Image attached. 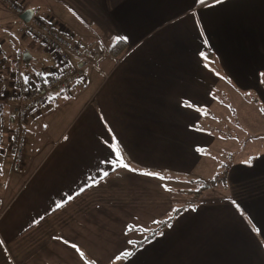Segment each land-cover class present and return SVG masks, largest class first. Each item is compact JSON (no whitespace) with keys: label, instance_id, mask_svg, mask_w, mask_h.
Segmentation results:
<instances>
[{"label":"crops","instance_id":"obj_1","mask_svg":"<svg viewBox=\"0 0 264 264\" xmlns=\"http://www.w3.org/2000/svg\"><path fill=\"white\" fill-rule=\"evenodd\" d=\"M18 4L33 18L57 20L46 23L81 48L100 43L106 53L85 66L74 60L83 78L65 97L81 87L72 117L48 125L40 112L47 103L29 114L31 155L9 179L7 121L0 131V264H263L264 156L243 159L238 154L249 151L235 148L233 137L242 111L264 113V0ZM20 20L24 59L41 45L55 61L44 74L20 75L21 54L15 58L0 33V51L12 61L1 84L18 79L29 89L60 67ZM117 40L125 50L113 56ZM113 137L135 171L101 163L115 159ZM210 162L223 172L228 198L197 176ZM125 250L134 254L117 260Z\"/></svg>","mask_w":264,"mask_h":264},{"label":"built area","instance_id":"obj_2","mask_svg":"<svg viewBox=\"0 0 264 264\" xmlns=\"http://www.w3.org/2000/svg\"><path fill=\"white\" fill-rule=\"evenodd\" d=\"M7 9L16 15L23 12V8L15 0H2ZM26 33L37 37L57 56L61 66L68 67L56 73L46 84H39L36 88L22 90V83L18 79H13L9 88H3L1 84V69L4 65V59L0 54V111L9 105L14 112V121L12 122L8 136V153L12 159V168L20 171L26 156V122L30 113L41 106L44 102V94L47 88L62 89L71 81L83 74L80 66L72 63V57H79L84 64H91L98 61L106 53L100 44H92L85 48H79L72 44L57 29L50 26L41 19L31 18L24 25ZM20 56V54H17Z\"/></svg>","mask_w":264,"mask_h":264},{"label":"rangeland","instance_id":"obj_3","mask_svg":"<svg viewBox=\"0 0 264 264\" xmlns=\"http://www.w3.org/2000/svg\"><path fill=\"white\" fill-rule=\"evenodd\" d=\"M18 3H23L26 2V0H18ZM36 0H32V4L36 5ZM34 18H38V15L36 14L34 16ZM57 20H53L52 17L49 16L48 20L46 22L50 23V25H53L51 23H55ZM60 24V23H59ZM22 21L20 20V18L18 17V15L14 14L12 11L8 10L3 4L2 7H0V33L2 35V37L8 41L7 47L11 48V53L13 55V53H15L14 57L16 58V53L17 51L20 52L21 54V58L20 61L17 63V67L19 70V74L22 76L27 75L29 72H31L32 70H37L44 74L45 71L44 67H51L49 65H54L55 61L54 58L50 55H46L44 52L41 53L40 50H42V46L38 45V51L35 52V57L33 59L30 60H25L23 57V53H25L24 50V46L23 44L20 42V37H21V33H22ZM64 35V34H63ZM11 38H15V46H12L9 42L11 40ZM67 38H69V36L67 35ZM5 51H0L1 56H3V53ZM5 58H6V63L10 64L12 61L10 60L11 57L7 56V54H5ZM13 58V56H12ZM48 72V71H47ZM86 84L84 83L85 86ZM81 88V87H80ZM79 87H76V89H72V91H78L80 89ZM75 93H73L70 97H68L67 99H65V97L68 96V92L65 93V95L60 96L59 99L57 100H49L47 101L45 104H43L42 106H44L42 108V110L40 112H42V114H45V117L48 118L47 120V124L48 125H54L55 121H54V117H58L59 121L58 122H62L63 118L69 117V116H73L78 109V105H80V100H76V95ZM75 96V101H72L71 103H69L68 101L71 100L73 97ZM68 102V103H67ZM41 106V107H42ZM70 109V110H69ZM239 118L241 120V123L244 125V127H246L247 131V135L248 137H246L242 130V124L239 123L238 129H235L234 132V137L233 139L236 140V147L235 148H242L243 146H246L247 148H245L247 151V153H239L238 155H241V157L243 159H245L246 155L249 154V157L246 159L247 161H254L255 159H258L261 156L255 157V153H262L264 156V135L262 136H257V132L259 130H263L264 127V113L260 112L257 110V108L254 106H251V108H249L246 111H242L239 115ZM236 128V125H235ZM255 136V137H254ZM27 151H26V155L29 156L31 155V148L33 146V144L28 143L27 145ZM45 148V147H44ZM215 164V163H214ZM261 169H264V167H262ZM19 173H16L15 171L8 168L7 170V177L6 179H9L11 176H15ZM216 174V177L219 178L218 182L215 183V180L213 181L212 175ZM198 177H203L204 179H206L209 182H213V186L215 189L214 193L216 196L220 197V198H228V196L231 195L230 191H229V186L225 183H223V181L221 180L222 176H223V172L220 170V168L217 167H213V162H210L209 164L201 167L198 170L197 173ZM204 180V181H206ZM226 182V179H224ZM172 181V180H171ZM206 184V183H205ZM205 184L203 185V187L205 186ZM201 186V184L199 182L196 183V186H194L195 188H199ZM183 187H185L183 185ZM207 194H211V190L210 191H206ZM232 200V199H231ZM226 201V200H225ZM232 258V257H231ZM233 259V258H232ZM258 261L259 258H258ZM235 264V263H234ZM264 264V263H263Z\"/></svg>","mask_w":264,"mask_h":264},{"label":"trees","instance_id":"obj_4","mask_svg":"<svg viewBox=\"0 0 264 264\" xmlns=\"http://www.w3.org/2000/svg\"><path fill=\"white\" fill-rule=\"evenodd\" d=\"M1 2H2V0H1ZM2 4L4 5V3L2 2ZM5 6V5H4ZM6 7V6H5ZM9 10V9H8ZM67 40H69L68 38H66ZM69 41H71V43L72 44H76V45H78V47L79 48H81L80 47V45L78 44V43H75V42H73L72 40H69ZM92 44H100V43H90V44H88V45H86L85 47H87V46H89V45H92ZM45 45V44H44ZM100 45H102V44H100ZM103 46V45H102ZM84 47V48H85ZM104 48V47H103ZM105 49V48H104ZM125 50V44L122 42V41H120V40H117V42L111 47V48H109V53L111 54V55H113V56H118L119 54H121L123 51ZM51 52H52V50H50ZM105 51H106V49H105ZM53 53V52H52ZM54 54V53H53ZM54 56L56 57V59H57V61H58V64H59V67H60V69L58 70V71H56V72H54L53 74H51L50 76H49V74H48V72H47V74H46V78H45V80H42L41 79V81L40 82H38V84H36L35 86H33L32 88H36L37 86H39V84H44V85H47L46 83L56 74V73H58V72H60V71H62L64 68H66V67H68V65H66V66H61V64H60V62H59V59L57 58V56L54 54ZM3 57V59H4V65H3V67H2V69H1V80H2V71H3V68L5 67V58H4V56H2ZM74 60H76L77 61V63L78 62H81L82 60L79 58V57H76V56H74V57H72V63L73 64H75V62H74ZM76 65V64H75ZM82 71H83V69H82ZM49 76V77H48ZM48 77V78H47ZM79 78H83V74L80 76V77H78V78H76V79H74L73 81H71V83L70 84H68V85H66L65 87H62V89H54V88H47V91H46V93L44 94V97H45V99H44V102H43V104H45L48 100H49V98L51 97V96H53L54 94H57V93H59V92H62V93H66V92H68L69 91V89L71 88V86H73V84H76L77 82H79L80 80H79ZM23 85V87H22V90H23V92H26L27 91V88H28V86L29 85H27V84H22ZM2 86H3V84H2ZM3 88H9V86H8V84H7V86L6 87H4L3 86ZM29 89H31V88H29ZM42 104V105H43ZM41 105V106H42ZM7 107H8V109H9V113L7 112V113H5L4 111H3V108L1 109V111H0V131L1 130H4V129H10L11 128V126H12V122L14 121L13 119H14V112H13V110H12V107L11 106H9V105H6ZM41 106H39L38 108H40ZM37 108V109H38ZM36 110V109H35ZM6 121L8 122V124H9V126H6L5 127V123H6ZM26 126V125H25ZM3 127H5L4 129H2ZM9 132V131H8ZM25 158H26V156H25ZM24 161H25V159H24ZM23 164H24V162H23ZM215 180V182L217 181V179H214ZM214 183H212V185H213ZM205 186H207V184H205Z\"/></svg>","mask_w":264,"mask_h":264},{"label":"snow or ice","instance_id":"obj_5","mask_svg":"<svg viewBox=\"0 0 264 264\" xmlns=\"http://www.w3.org/2000/svg\"><path fill=\"white\" fill-rule=\"evenodd\" d=\"M200 2H201V3H204V0H200ZM214 2H215V3H219V2H221V0H214ZM117 39H120V38L117 37ZM201 55L203 56L204 53H201ZM189 106H191V105H189ZM113 141H114V143H113V148H114V150H115V151H114L115 159H114V160H108V161H102L101 163L110 164V165L112 166L113 170H115V169H117V168H119V167H123V168H126V169H130V166H129L127 163L124 162L123 157H122V155H121V152H120V151L118 150V148H117V144H118V142H115V137H113ZM130 170L135 171V169H130ZM145 174H146V175H150V176H151V175H158V174L151 173V172H149V173H145ZM107 175H108V172H104V176H107ZM160 179H165V177H162V176H161ZM95 182H96V181L94 180L93 183H95ZM71 199H72V196L70 195V196L67 197L66 200L62 201L61 203H58V204L56 205V207H57V208L62 207L64 203H67L68 200H71ZM154 223H156V221H154ZM170 226H171V225H169V227H170ZM128 243H129L130 245H132V244H134L135 242L129 240ZM73 247H75V246H73ZM133 254H134L133 252L128 251V250H125V252L121 253L120 256H117L116 259L119 260L120 257H121V256H124V255H127V256L131 257Z\"/></svg>","mask_w":264,"mask_h":264},{"label":"water","instance_id":"obj_6","mask_svg":"<svg viewBox=\"0 0 264 264\" xmlns=\"http://www.w3.org/2000/svg\"><path fill=\"white\" fill-rule=\"evenodd\" d=\"M33 16V12L30 9H26L24 10L19 17L24 21L27 22L31 19V17Z\"/></svg>","mask_w":264,"mask_h":264}]
</instances>
